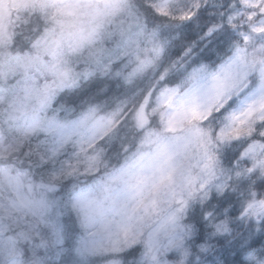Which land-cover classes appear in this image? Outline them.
I'll use <instances>...</instances> for the list:
<instances>
[{
    "label": "snow or ice",
    "instance_id": "snow-or-ice-1",
    "mask_svg": "<svg viewBox=\"0 0 264 264\" xmlns=\"http://www.w3.org/2000/svg\"><path fill=\"white\" fill-rule=\"evenodd\" d=\"M19 8L0 264H264V0Z\"/></svg>",
    "mask_w": 264,
    "mask_h": 264
},
{
    "label": "rangeland",
    "instance_id": "rangeland-1",
    "mask_svg": "<svg viewBox=\"0 0 264 264\" xmlns=\"http://www.w3.org/2000/svg\"><path fill=\"white\" fill-rule=\"evenodd\" d=\"M21 0H0V16H7L14 24L20 13Z\"/></svg>",
    "mask_w": 264,
    "mask_h": 264
},
{
    "label": "trees",
    "instance_id": "trees-1",
    "mask_svg": "<svg viewBox=\"0 0 264 264\" xmlns=\"http://www.w3.org/2000/svg\"><path fill=\"white\" fill-rule=\"evenodd\" d=\"M28 15H30V13H25V12L20 13L14 25L22 23L25 19H27Z\"/></svg>",
    "mask_w": 264,
    "mask_h": 264
}]
</instances>
